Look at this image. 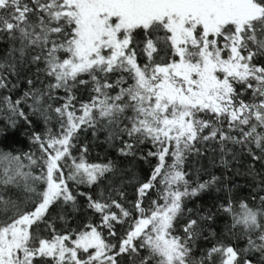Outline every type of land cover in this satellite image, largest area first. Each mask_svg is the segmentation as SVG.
I'll use <instances>...</instances> for the list:
<instances>
[{
    "label": "snow or ice",
    "instance_id": "1",
    "mask_svg": "<svg viewBox=\"0 0 264 264\" xmlns=\"http://www.w3.org/2000/svg\"><path fill=\"white\" fill-rule=\"evenodd\" d=\"M0 264H264V0H0Z\"/></svg>",
    "mask_w": 264,
    "mask_h": 264
},
{
    "label": "trees",
    "instance_id": "2",
    "mask_svg": "<svg viewBox=\"0 0 264 264\" xmlns=\"http://www.w3.org/2000/svg\"><path fill=\"white\" fill-rule=\"evenodd\" d=\"M14 139L18 143V145L24 146L23 139L21 137L17 136ZM93 158H95V157H93ZM146 172H147V169H144V173H146Z\"/></svg>",
    "mask_w": 264,
    "mask_h": 264
}]
</instances>
